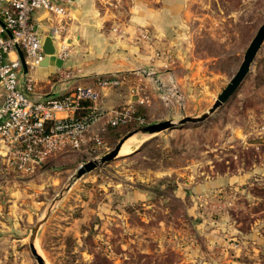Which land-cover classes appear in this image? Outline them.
<instances>
[{"label": "rangeland", "instance_id": "obj_1", "mask_svg": "<svg viewBox=\"0 0 264 264\" xmlns=\"http://www.w3.org/2000/svg\"><path fill=\"white\" fill-rule=\"evenodd\" d=\"M131 3L107 22L131 30L149 61L118 74L124 97L112 109L130 120L103 119L99 146L0 180V264H39L33 232L43 264H264V39L237 89L205 120L135 132L123 141L135 140L127 153L73 180L128 132L206 112L264 21V0Z\"/></svg>", "mask_w": 264, "mask_h": 264}, {"label": "built area", "instance_id": "obj_2", "mask_svg": "<svg viewBox=\"0 0 264 264\" xmlns=\"http://www.w3.org/2000/svg\"><path fill=\"white\" fill-rule=\"evenodd\" d=\"M121 1L99 0L106 7H117ZM74 2L0 0V180L31 173L57 154L95 148L104 129L95 128L96 123L106 119L109 126H117L131 118L128 111L106 109L101 102V88L117 85L118 77H97L92 84L42 93L29 73L45 57L36 15L55 19L49 35L55 55L59 49L61 57L65 41L60 32L70 20ZM136 120L142 123L140 117Z\"/></svg>", "mask_w": 264, "mask_h": 264}, {"label": "crops", "instance_id": "obj_3", "mask_svg": "<svg viewBox=\"0 0 264 264\" xmlns=\"http://www.w3.org/2000/svg\"><path fill=\"white\" fill-rule=\"evenodd\" d=\"M128 2L129 0H122L117 7H106L99 0H75L70 7V20L60 32V38L65 41L64 51L67 56L66 59H61L63 60L61 67L69 70H61L50 64L30 69L29 73L35 80L37 89L42 93H48L58 88L70 89L83 77L101 74H111L110 77L120 79L119 73L143 67L145 63L149 62L148 59H142L144 57L141 55L142 50L138 46V41L132 39L134 36L132 31L127 29L125 31L128 32L127 34L117 29L116 24H120L116 20L120 19L119 9L127 5L131 11L132 3L128 5ZM150 3L148 1V4ZM113 15L118 18L113 20L114 24L111 27H107V22ZM36 18L39 22V29L45 38L50 34V28L54 26L55 19L44 13L37 14ZM78 52H82L84 63L82 67L74 66L78 61L75 53L78 54ZM57 53H59V49L56 52V56L59 57ZM99 58L100 60H98ZM71 65L75 68L70 69ZM75 70L78 71L77 74H75ZM110 87L116 88L107 86L101 88V102L106 109H112L114 105L120 104L124 97L120 87L116 85ZM94 127L99 128L104 125L102 122H98Z\"/></svg>", "mask_w": 264, "mask_h": 264}, {"label": "water", "instance_id": "obj_4", "mask_svg": "<svg viewBox=\"0 0 264 264\" xmlns=\"http://www.w3.org/2000/svg\"><path fill=\"white\" fill-rule=\"evenodd\" d=\"M263 39H264V21L258 27L255 35L253 36V38L249 42V44H248V46L244 52L243 59L239 65L237 71L232 75V77L230 78L227 85L222 89L221 93L217 96V98L215 99L213 104L207 109L206 112L202 113L199 116H184L177 121L164 120V121H159V122H155V123H149V124H146V125H143V126L137 128V129H134L131 132H128L126 135H124L117 142L115 147L109 153L100 157L99 160H97V161L96 160H90V161L80 165L77 168L76 173L73 176V180L80 177L85 172L93 169L98 163H102V162H105V161H108V160L114 158L118 154L119 149H120L123 141L135 132L140 131L141 133H143L145 135H149V134H154V133H157V132L165 130V129H170L172 127H175L176 125L184 124L187 122L198 123V122L205 120L210 113H212L218 107H220L237 89V87L241 83L242 79L245 77V75L249 71V67L251 65V62L253 61ZM42 49H43V52L45 53V57L40 62V65L45 66V65L50 64V65H55L57 67H59L61 65L62 60L55 55V48H54V45H53V42H52L50 35H48L44 38ZM17 51H18V55H19L20 61L22 63V66L25 70L26 66H25V60L23 58V55L19 49ZM33 236H34V232L32 234L30 244H29L30 250H31L32 254L35 256V258L37 259L38 263L43 264V259L41 258V256L37 253V251L34 248Z\"/></svg>", "mask_w": 264, "mask_h": 264}, {"label": "bare ground", "instance_id": "obj_5", "mask_svg": "<svg viewBox=\"0 0 264 264\" xmlns=\"http://www.w3.org/2000/svg\"><path fill=\"white\" fill-rule=\"evenodd\" d=\"M149 136V135H148ZM142 137V136H141ZM140 137V138H141ZM145 140V139H144ZM133 141H135V140H128L127 142H125V143H123L122 145H121V147H120V149H119V154L120 153H127V150H128V144L129 143H131V142H133ZM137 142H138V140H137ZM134 144V143H133Z\"/></svg>", "mask_w": 264, "mask_h": 264}, {"label": "trees", "instance_id": "obj_6", "mask_svg": "<svg viewBox=\"0 0 264 264\" xmlns=\"http://www.w3.org/2000/svg\"><path fill=\"white\" fill-rule=\"evenodd\" d=\"M137 123L139 124L140 122H138V120H137ZM142 124V123H141Z\"/></svg>", "mask_w": 264, "mask_h": 264}]
</instances>
